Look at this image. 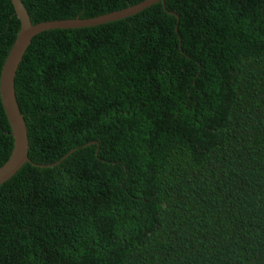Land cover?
<instances>
[{"label":"trees","instance_id":"trees-1","mask_svg":"<svg viewBox=\"0 0 264 264\" xmlns=\"http://www.w3.org/2000/svg\"><path fill=\"white\" fill-rule=\"evenodd\" d=\"M141 1L22 0L32 23ZM18 29L0 0V74ZM14 85L31 162L0 185V264H264V0L43 31Z\"/></svg>","mask_w":264,"mask_h":264},{"label":"water","instance_id":"water-1","mask_svg":"<svg viewBox=\"0 0 264 264\" xmlns=\"http://www.w3.org/2000/svg\"><path fill=\"white\" fill-rule=\"evenodd\" d=\"M19 21L15 40L5 58L0 74V99L11 129L12 149L8 159L0 166V185L14 176L26 162L29 139L27 126L15 95V75L32 38L51 29L91 27L126 18L151 5L165 0H143L135 5L90 18L55 19L32 23L22 0H10ZM72 152V151H71ZM69 154V152H68Z\"/></svg>","mask_w":264,"mask_h":264},{"label":"bare ground","instance_id":"bare-ground-1","mask_svg":"<svg viewBox=\"0 0 264 264\" xmlns=\"http://www.w3.org/2000/svg\"><path fill=\"white\" fill-rule=\"evenodd\" d=\"M4 110V109H3ZM5 113V112H4Z\"/></svg>","mask_w":264,"mask_h":264},{"label":"clouds","instance_id":"clouds-1","mask_svg":"<svg viewBox=\"0 0 264 264\" xmlns=\"http://www.w3.org/2000/svg\"><path fill=\"white\" fill-rule=\"evenodd\" d=\"M158 3V2H157Z\"/></svg>","mask_w":264,"mask_h":264}]
</instances>
